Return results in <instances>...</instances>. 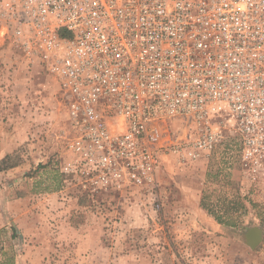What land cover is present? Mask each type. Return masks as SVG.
Here are the masks:
<instances>
[{
    "label": "built area",
    "instance_id": "1",
    "mask_svg": "<svg viewBox=\"0 0 264 264\" xmlns=\"http://www.w3.org/2000/svg\"><path fill=\"white\" fill-rule=\"evenodd\" d=\"M2 31L64 94L66 189L153 193L229 146L264 192V0H0Z\"/></svg>",
    "mask_w": 264,
    "mask_h": 264
},
{
    "label": "rangeland",
    "instance_id": "2",
    "mask_svg": "<svg viewBox=\"0 0 264 264\" xmlns=\"http://www.w3.org/2000/svg\"><path fill=\"white\" fill-rule=\"evenodd\" d=\"M4 32L0 34V45ZM67 103L39 60L0 46V263L264 264V192L243 184L235 147L167 160L155 192L121 198L65 188ZM263 231L252 249L246 234Z\"/></svg>",
    "mask_w": 264,
    "mask_h": 264
},
{
    "label": "water",
    "instance_id": "3",
    "mask_svg": "<svg viewBox=\"0 0 264 264\" xmlns=\"http://www.w3.org/2000/svg\"><path fill=\"white\" fill-rule=\"evenodd\" d=\"M263 240V231L259 227H252L246 234V243L252 248L256 249Z\"/></svg>",
    "mask_w": 264,
    "mask_h": 264
},
{
    "label": "trees",
    "instance_id": "4",
    "mask_svg": "<svg viewBox=\"0 0 264 264\" xmlns=\"http://www.w3.org/2000/svg\"><path fill=\"white\" fill-rule=\"evenodd\" d=\"M11 160V156H7L2 161H0V172L13 168L15 166L8 165V162ZM1 264V263H0ZM8 264H14V260L10 261Z\"/></svg>",
    "mask_w": 264,
    "mask_h": 264
},
{
    "label": "bare ground",
    "instance_id": "5",
    "mask_svg": "<svg viewBox=\"0 0 264 264\" xmlns=\"http://www.w3.org/2000/svg\"><path fill=\"white\" fill-rule=\"evenodd\" d=\"M2 32H4V31H2ZM1 34V33H0ZM3 36H4V34H3Z\"/></svg>",
    "mask_w": 264,
    "mask_h": 264
}]
</instances>
